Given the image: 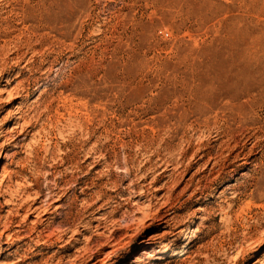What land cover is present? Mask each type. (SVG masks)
Returning a JSON list of instances; mask_svg holds the SVG:
<instances>
[{"label": "rangeland", "instance_id": "obj_1", "mask_svg": "<svg viewBox=\"0 0 264 264\" xmlns=\"http://www.w3.org/2000/svg\"><path fill=\"white\" fill-rule=\"evenodd\" d=\"M0 180V264H264V0H0Z\"/></svg>", "mask_w": 264, "mask_h": 264}, {"label": "bare ground", "instance_id": "obj_2", "mask_svg": "<svg viewBox=\"0 0 264 264\" xmlns=\"http://www.w3.org/2000/svg\"><path fill=\"white\" fill-rule=\"evenodd\" d=\"M241 152V151H240ZM7 171V165H3L2 166V169H1V173L3 172H6ZM3 184H4V180H0V188L3 186ZM1 198H3L1 195H0V199ZM10 237V236H9ZM8 236H7V240L9 241L10 240V238H9ZM184 242H185V239L183 240V242H182V245L180 246V247H183V245H184ZM35 243V242H34ZM7 244H9L8 242H7ZM171 250H172V248H166L165 250H164V255L165 254H168V253H178V252H171ZM162 257L163 256H160L159 258H156L155 259V261H160L161 259H162ZM17 263V262H16ZM14 264V263H13Z\"/></svg>", "mask_w": 264, "mask_h": 264}]
</instances>
